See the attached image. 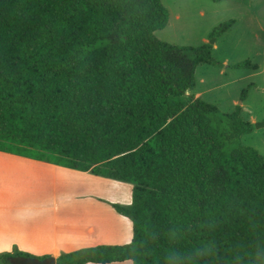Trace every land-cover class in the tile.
<instances>
[{
  "label": "trees",
  "instance_id": "obj_1",
  "mask_svg": "<svg viewBox=\"0 0 264 264\" xmlns=\"http://www.w3.org/2000/svg\"><path fill=\"white\" fill-rule=\"evenodd\" d=\"M168 21L161 0H0V152L133 187L112 205L132 242L57 264H264V156L242 144L253 125L194 96L197 67L219 64L209 44L158 40ZM12 257L49 256L0 264Z\"/></svg>",
  "mask_w": 264,
  "mask_h": 264
},
{
  "label": "crops",
  "instance_id": "obj_2",
  "mask_svg": "<svg viewBox=\"0 0 264 264\" xmlns=\"http://www.w3.org/2000/svg\"><path fill=\"white\" fill-rule=\"evenodd\" d=\"M132 188L0 152V254L57 259L98 246L129 245L132 222L112 205H131Z\"/></svg>",
  "mask_w": 264,
  "mask_h": 264
},
{
  "label": "rangeland",
  "instance_id": "obj_3",
  "mask_svg": "<svg viewBox=\"0 0 264 264\" xmlns=\"http://www.w3.org/2000/svg\"><path fill=\"white\" fill-rule=\"evenodd\" d=\"M168 10V25L155 33L161 42L187 48L212 47L219 66L199 65L195 97L223 113L242 107V115L253 131L242 144L264 156V0H161ZM233 25L220 38L212 33L223 23ZM248 62L253 68L232 66ZM246 91V98L241 95Z\"/></svg>",
  "mask_w": 264,
  "mask_h": 264
},
{
  "label": "water",
  "instance_id": "obj_4",
  "mask_svg": "<svg viewBox=\"0 0 264 264\" xmlns=\"http://www.w3.org/2000/svg\"><path fill=\"white\" fill-rule=\"evenodd\" d=\"M264 127V123L256 124V128ZM5 264H57L54 257H48L45 259H32L25 257H12L6 260Z\"/></svg>",
  "mask_w": 264,
  "mask_h": 264
}]
</instances>
